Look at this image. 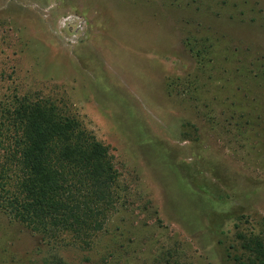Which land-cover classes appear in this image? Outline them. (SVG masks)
Here are the masks:
<instances>
[{"label": "rangeland", "instance_id": "1", "mask_svg": "<svg viewBox=\"0 0 264 264\" xmlns=\"http://www.w3.org/2000/svg\"><path fill=\"white\" fill-rule=\"evenodd\" d=\"M16 97L107 145L119 198L75 246L0 208V264H230L260 231L264 0H0V111Z\"/></svg>", "mask_w": 264, "mask_h": 264}, {"label": "trees", "instance_id": "2", "mask_svg": "<svg viewBox=\"0 0 264 264\" xmlns=\"http://www.w3.org/2000/svg\"><path fill=\"white\" fill-rule=\"evenodd\" d=\"M118 198L109 147L77 118L43 97H16L0 111V208L11 219L56 243L68 233L75 246L105 228ZM234 241L240 252L228 247L230 264H264V220ZM42 264L69 263L56 252Z\"/></svg>", "mask_w": 264, "mask_h": 264}]
</instances>
